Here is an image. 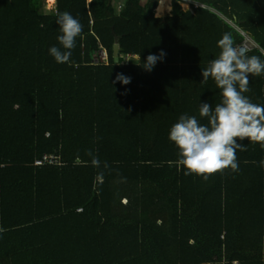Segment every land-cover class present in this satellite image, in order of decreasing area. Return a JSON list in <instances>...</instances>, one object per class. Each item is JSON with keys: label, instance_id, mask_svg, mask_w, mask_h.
<instances>
[{"label": "trees", "instance_id": "1", "mask_svg": "<svg viewBox=\"0 0 264 264\" xmlns=\"http://www.w3.org/2000/svg\"><path fill=\"white\" fill-rule=\"evenodd\" d=\"M40 1L0 0V264H264V147L242 141L239 170L204 180L168 139L220 102L201 69L224 33L264 60V0H172L164 16L158 0ZM65 11L83 25L70 64L48 51ZM249 81L264 105V74ZM46 153L56 162L35 164Z\"/></svg>", "mask_w": 264, "mask_h": 264}, {"label": "clouds", "instance_id": "2", "mask_svg": "<svg viewBox=\"0 0 264 264\" xmlns=\"http://www.w3.org/2000/svg\"><path fill=\"white\" fill-rule=\"evenodd\" d=\"M56 23L60 31L57 40L61 47H50L49 54L57 63L70 64L72 50L83 25L66 11L57 13ZM217 46L220 48L218 57L201 69V75L202 81L210 78L214 81L220 90V102L215 106L200 103L199 117L207 118V124H201L194 115L182 114L170 127L168 135L177 149L176 166L182 167L185 175L195 174L204 180L227 169L233 172L239 170L237 151L247 150L242 141L264 147V105L253 103L245 95L250 91V75L264 74V60L257 55L248 56L247 49L236 47L230 33H224ZM165 55L163 50L158 54H149L138 65L145 71H151ZM102 59L106 60V54ZM131 59H134L133 55L125 56V63ZM130 80V77L118 73L113 84L119 81L127 85ZM96 163L93 160V164Z\"/></svg>", "mask_w": 264, "mask_h": 264}, {"label": "rangeland", "instance_id": "3", "mask_svg": "<svg viewBox=\"0 0 264 264\" xmlns=\"http://www.w3.org/2000/svg\"><path fill=\"white\" fill-rule=\"evenodd\" d=\"M169 2H170V7L168 6L167 8H166V12L164 11V12H162V9L160 8V11L162 12V13H160V14H156L155 15V10L156 11H158L159 10V6H160V2H159V0L157 1V3H156V5H155V7L153 8V14L155 15V16H164V15H170V13H171V11H172V0H169ZM177 2L179 3V7H180V9H182V10H186V9H188V7H189V2H188V0H177ZM51 3V4H50ZM53 4H54V0H52V1H48V0H41L40 1V7H41V10H46V9H50V8H52L53 7ZM122 3L120 2V5H121ZM117 8V7H116ZM135 57H136V55H133V58L135 59Z\"/></svg>", "mask_w": 264, "mask_h": 264}, {"label": "built area", "instance_id": "4", "mask_svg": "<svg viewBox=\"0 0 264 264\" xmlns=\"http://www.w3.org/2000/svg\"><path fill=\"white\" fill-rule=\"evenodd\" d=\"M254 45V43L250 40V38L248 37H244L241 42L239 44H236L235 46L238 48H245V49H250L252 46ZM99 56L100 57H105V50L101 49L99 50ZM44 162H50V163H55L56 159L55 156H53L52 154H43V156L41 157V159H36L35 160V164H42Z\"/></svg>", "mask_w": 264, "mask_h": 264}, {"label": "water", "instance_id": "5", "mask_svg": "<svg viewBox=\"0 0 264 264\" xmlns=\"http://www.w3.org/2000/svg\"><path fill=\"white\" fill-rule=\"evenodd\" d=\"M118 49H119L118 37L115 35L114 43L112 45V55H113V60L114 61H118Z\"/></svg>", "mask_w": 264, "mask_h": 264}, {"label": "bare ground", "instance_id": "6", "mask_svg": "<svg viewBox=\"0 0 264 264\" xmlns=\"http://www.w3.org/2000/svg\"><path fill=\"white\" fill-rule=\"evenodd\" d=\"M48 1H52V0H48ZM159 2L162 3V12H164V9L166 8L168 4H170V2L169 0H159Z\"/></svg>", "mask_w": 264, "mask_h": 264}, {"label": "crops", "instance_id": "7", "mask_svg": "<svg viewBox=\"0 0 264 264\" xmlns=\"http://www.w3.org/2000/svg\"><path fill=\"white\" fill-rule=\"evenodd\" d=\"M120 2H121V0H117V1H115V3H116V9H120V7H121V5H120ZM160 8L162 9V3H160V6H159V10L158 11H156V12H159V13H162L161 11H160ZM165 10V9H164Z\"/></svg>", "mask_w": 264, "mask_h": 264}]
</instances>
